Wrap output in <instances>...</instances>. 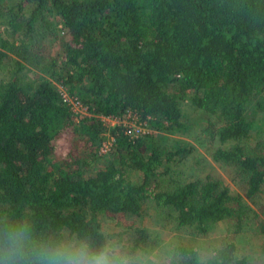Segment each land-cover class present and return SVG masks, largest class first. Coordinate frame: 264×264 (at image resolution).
I'll return each mask as SVG.
<instances>
[{"label": "trees", "instance_id": "obj_1", "mask_svg": "<svg viewBox=\"0 0 264 264\" xmlns=\"http://www.w3.org/2000/svg\"><path fill=\"white\" fill-rule=\"evenodd\" d=\"M191 135L239 192L187 177L203 169ZM4 218L97 242L116 220L133 254L151 221L180 264H250L207 238L264 236V0H0Z\"/></svg>", "mask_w": 264, "mask_h": 264}, {"label": "clouds", "instance_id": "obj_2", "mask_svg": "<svg viewBox=\"0 0 264 264\" xmlns=\"http://www.w3.org/2000/svg\"><path fill=\"white\" fill-rule=\"evenodd\" d=\"M180 254H133L105 236L94 241L87 234L58 230L37 232L27 219L0 220V264H180ZM200 264H206L202 257Z\"/></svg>", "mask_w": 264, "mask_h": 264}, {"label": "rangeland", "instance_id": "obj_3", "mask_svg": "<svg viewBox=\"0 0 264 264\" xmlns=\"http://www.w3.org/2000/svg\"><path fill=\"white\" fill-rule=\"evenodd\" d=\"M52 52H56V49L52 47L50 49ZM191 136H186L185 138L190 141L194 146V154L193 156L202 159L203 162V169L201 173L198 172H187L186 175L189 177L191 174L192 177H197L199 174L200 176L204 177L206 174H213L217 178H222L230 187V189L236 193L239 192L240 188L237 187L234 183L230 180V171L228 169L222 168L219 165L215 164L210 157V153L206 150V144H201L198 140H193ZM192 161V159L190 160ZM182 167L186 168V165ZM186 172V170H185ZM182 178V176L179 174ZM153 217V214H150V218ZM108 223V224H107ZM116 220H110L106 222L107 225L103 226V231L106 235L114 239L113 235L117 234L119 231L122 230L120 227H114ZM148 232L151 234L150 239V248L147 250L142 251L141 253H161L167 254L169 252V247L171 249L170 242L174 240L175 234L171 231L170 226H154L152 222H148L147 224ZM227 225L224 223L223 226H219L217 228V235H213L208 240H215V238H223L227 237L228 240H233L238 249L240 250V254L248 257L250 259V264H264V236L256 235L252 232V230L245 229L241 231V233L237 235L229 234L226 232ZM126 234H122V238L126 239ZM115 240V239H114Z\"/></svg>", "mask_w": 264, "mask_h": 264}, {"label": "built area", "instance_id": "obj_4", "mask_svg": "<svg viewBox=\"0 0 264 264\" xmlns=\"http://www.w3.org/2000/svg\"><path fill=\"white\" fill-rule=\"evenodd\" d=\"M61 97L63 99V101H65L68 105H71V110L72 112H79V111H83L84 109L81 107V105L79 104V102H77L75 99L73 98H70L64 91H61ZM106 124L107 125H110V126H114L115 124H117V121H114V120H108L106 119L105 120ZM126 123V122H125ZM124 123V124H125ZM131 128L128 130V135L130 137H138L142 134H144L146 132V128L143 127L142 125L141 126H130ZM106 149V144L103 145V148L101 150V152H104Z\"/></svg>", "mask_w": 264, "mask_h": 264}]
</instances>
